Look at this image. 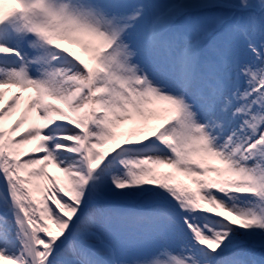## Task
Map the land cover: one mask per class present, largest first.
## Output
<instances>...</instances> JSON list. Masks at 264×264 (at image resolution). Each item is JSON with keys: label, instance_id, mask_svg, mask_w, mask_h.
<instances>
[{"label": "snow or ice", "instance_id": "6c2138e0", "mask_svg": "<svg viewBox=\"0 0 264 264\" xmlns=\"http://www.w3.org/2000/svg\"><path fill=\"white\" fill-rule=\"evenodd\" d=\"M0 264H264V0H0Z\"/></svg>", "mask_w": 264, "mask_h": 264}]
</instances>
